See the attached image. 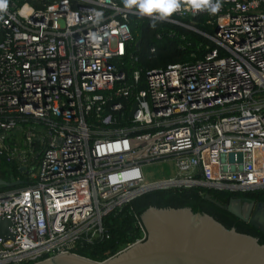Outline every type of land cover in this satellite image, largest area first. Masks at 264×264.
<instances>
[{"label":"built area","instance_id":"2783aa9c","mask_svg":"<svg viewBox=\"0 0 264 264\" xmlns=\"http://www.w3.org/2000/svg\"><path fill=\"white\" fill-rule=\"evenodd\" d=\"M129 13L140 14L123 0H6L0 10V155L22 181L0 190L12 235L0 238V264L77 254L107 237V212L151 188H264V0H221L214 14L181 0L164 20L213 46L147 70L142 86L138 70L119 68ZM203 13L213 32L195 26ZM164 161L171 178L145 181L142 165Z\"/></svg>","mask_w":264,"mask_h":264},{"label":"trees","instance_id":"16d2710c","mask_svg":"<svg viewBox=\"0 0 264 264\" xmlns=\"http://www.w3.org/2000/svg\"><path fill=\"white\" fill-rule=\"evenodd\" d=\"M207 13L195 14V26L204 32H213V27L204 24ZM188 21V18H184ZM126 21L130 29V55L123 58L119 68L128 77L132 70L139 72V84L143 85V78L147 70L164 67L170 62L194 60L213 46L200 32L185 28L167 20L149 17L136 13H129ZM153 48V50H150ZM21 175L12 160H6L0 155V177L11 180ZM9 186L0 185V190ZM210 195L218 203L225 204L228 198L239 197L242 200L251 199L264 204V188L243 190H228L204 186H187L171 188H151L132 197L118 208L107 212L102 222L107 237L75 245L72 251L94 260H101L113 254L121 246L134 241L141 235L135 223L138 212L152 205L158 208L187 207L192 212L202 211L211 216L220 225L235 229L237 232L255 237L259 244L264 245V232L230 214L225 208H219L206 201L203 194ZM20 264H30L24 262Z\"/></svg>","mask_w":264,"mask_h":264},{"label":"water","instance_id":"95a60500","mask_svg":"<svg viewBox=\"0 0 264 264\" xmlns=\"http://www.w3.org/2000/svg\"><path fill=\"white\" fill-rule=\"evenodd\" d=\"M21 182L0 177V185L4 186ZM202 197L264 232V204L232 197L221 205L207 193ZM138 216L145 231L142 239L101 260L62 252L32 264H264V245L254 236L220 225L205 212L149 205ZM8 226L9 219L1 216L0 238H11Z\"/></svg>","mask_w":264,"mask_h":264},{"label":"clouds","instance_id":"9594fccd","mask_svg":"<svg viewBox=\"0 0 264 264\" xmlns=\"http://www.w3.org/2000/svg\"><path fill=\"white\" fill-rule=\"evenodd\" d=\"M187 2L195 10L207 9L213 14L221 7V0H187ZM123 3L129 9L138 10L142 16L156 15L160 20L168 18L181 7V0H123ZM5 8L6 0H0V10Z\"/></svg>","mask_w":264,"mask_h":264},{"label":"rangeland","instance_id":"374dc122","mask_svg":"<svg viewBox=\"0 0 264 264\" xmlns=\"http://www.w3.org/2000/svg\"><path fill=\"white\" fill-rule=\"evenodd\" d=\"M17 140L20 141V138L18 137ZM142 171L145 181H159L161 179L171 178L175 169L172 161H164L157 163H145L142 165Z\"/></svg>","mask_w":264,"mask_h":264},{"label":"flooded vegetation","instance_id":"af4514ba","mask_svg":"<svg viewBox=\"0 0 264 264\" xmlns=\"http://www.w3.org/2000/svg\"><path fill=\"white\" fill-rule=\"evenodd\" d=\"M256 203V202H255ZM254 210V209H253Z\"/></svg>","mask_w":264,"mask_h":264}]
</instances>
